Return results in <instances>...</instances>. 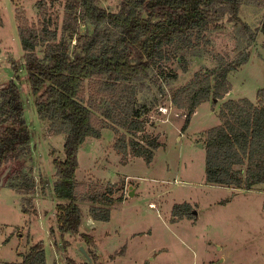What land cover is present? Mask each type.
<instances>
[{
	"label": "rangeland",
	"instance_id": "obj_1",
	"mask_svg": "<svg viewBox=\"0 0 264 264\" xmlns=\"http://www.w3.org/2000/svg\"><path fill=\"white\" fill-rule=\"evenodd\" d=\"M39 1L0 0V88L18 77L32 135V155L24 168L36 182L34 193L28 196L30 204L9 187L5 181L9 173L0 185V264L20 263L22 254L39 242L45 246L46 264H66L68 259L76 264H264V185L251 191L213 186L206 182L205 167L206 132L221 124L224 102L247 98L258 104L259 92L264 90V7L259 1L244 2L241 22L226 15L220 29L202 33L189 48L171 47L159 69L135 84L138 103L145 106L146 134L161 143L151 163L131 152L124 156L115 147L121 136L142 142L145 133L134 136L111 121L101 139H87L81 146L77 180L83 223L75 236H62L59 231V200L53 190L58 179L54 161L65 157V135L52 131L50 123L38 116L18 34V11L25 12L29 23L38 24L47 10L62 27L64 4L42 0L48 4L42 9ZM97 2L112 12L121 8L120 0ZM79 30L92 33L94 27L81 25ZM245 54L250 55L248 63L229 77L230 93L203 102L183 130L187 114L172 104L173 91L196 73L213 69L221 61H237ZM168 72H176L178 80L169 78ZM98 87L96 80L86 83L85 104L105 97L98 94ZM95 114L103 119L99 112ZM5 172L0 169V181ZM105 192L114 199L111 220L94 222L90 210L100 204L89 197ZM187 203L190 216H174V207ZM82 233L93 237V245L86 243ZM82 248L89 258H96L90 262Z\"/></svg>",
	"mask_w": 264,
	"mask_h": 264
},
{
	"label": "trees",
	"instance_id": "obj_2",
	"mask_svg": "<svg viewBox=\"0 0 264 264\" xmlns=\"http://www.w3.org/2000/svg\"><path fill=\"white\" fill-rule=\"evenodd\" d=\"M55 1L65 8L61 28L47 10L41 13L38 24L29 23L25 12L18 11V34L32 93L37 97L38 116L50 123L52 131L65 135V157L54 161L58 179L53 190L59 200V231L62 236H75L83 223L77 180L81 146L87 139H101L102 130L111 121L134 136L145 133L142 142L121 136L115 147L124 156L131 152L151 163L161 143L158 137L146 134L147 120H142L145 106L138 103L135 84L159 69L169 58L171 47L189 48L202 33L220 29L226 15L235 23L241 22L239 12L246 0H120L119 12L99 6L97 0H51L50 4L55 5ZM258 1L264 7V0ZM38 4L42 9L48 6L42 0ZM81 25H92L94 30L83 34ZM261 32L264 35V21ZM249 58L245 54L237 61H221L173 91L172 104L187 114L183 130L203 102L211 97L220 100L230 93V75ZM167 74L174 81L179 78L176 72ZM91 80H96L98 94L105 97L87 105L82 93ZM259 94L258 104L247 98L224 102L221 124L206 132L208 184L246 191L264 185V90ZM95 111L102 120L96 118ZM31 143L17 77L0 88V169L9 170L5 181L23 194L28 204L36 186L33 175L24 168L25 160L32 155ZM89 200L100 204L91 208L92 220L109 222L114 199L105 192ZM190 211L187 203L175 206L173 214L190 216ZM81 237L93 245L92 236L82 233ZM95 258L92 255L90 259ZM17 264H46L43 243L32 245ZM66 264L76 263L68 259Z\"/></svg>",
	"mask_w": 264,
	"mask_h": 264
},
{
	"label": "water",
	"instance_id": "obj_3",
	"mask_svg": "<svg viewBox=\"0 0 264 264\" xmlns=\"http://www.w3.org/2000/svg\"><path fill=\"white\" fill-rule=\"evenodd\" d=\"M8 171L9 170H7L6 172H5V174L2 176V178H1V181H0V185H2L3 184V181H4V177L8 174ZM194 214L196 215L197 214V212L195 211L194 212ZM82 251L84 252V254L87 256V258H89V256H88V254L85 252V250L82 248ZM89 260H90V262H91V259L89 258Z\"/></svg>",
	"mask_w": 264,
	"mask_h": 264
}]
</instances>
